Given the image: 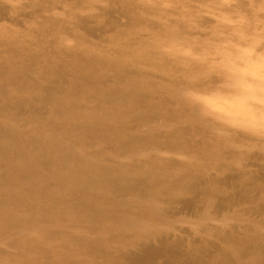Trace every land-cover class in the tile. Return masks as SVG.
<instances>
[{"label": "rangeland", "instance_id": "rangeland-1", "mask_svg": "<svg viewBox=\"0 0 264 264\" xmlns=\"http://www.w3.org/2000/svg\"><path fill=\"white\" fill-rule=\"evenodd\" d=\"M264 0H0V264H263Z\"/></svg>", "mask_w": 264, "mask_h": 264}, {"label": "bare ground", "instance_id": "bare-ground-1", "mask_svg": "<svg viewBox=\"0 0 264 264\" xmlns=\"http://www.w3.org/2000/svg\"><path fill=\"white\" fill-rule=\"evenodd\" d=\"M264 264V263H263Z\"/></svg>", "mask_w": 264, "mask_h": 264}]
</instances>
